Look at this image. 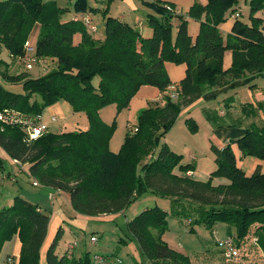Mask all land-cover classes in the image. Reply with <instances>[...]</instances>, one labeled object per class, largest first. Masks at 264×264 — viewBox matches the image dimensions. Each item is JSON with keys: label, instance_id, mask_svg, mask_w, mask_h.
Wrapping results in <instances>:
<instances>
[{"label": "trees", "instance_id": "trees-1", "mask_svg": "<svg viewBox=\"0 0 264 264\" xmlns=\"http://www.w3.org/2000/svg\"><path fill=\"white\" fill-rule=\"evenodd\" d=\"M244 2L249 7L246 22L237 12L239 0L194 2L186 16H175L173 4L151 3L157 16L148 15L152 36L147 39L104 10V39L100 41L81 23L62 21L70 9L53 1L0 0V48L10 58L21 57L28 35L38 25L35 56L57 62L56 69L47 75L31 78L26 73H9L8 64L0 59V79L22 87V93L17 94L0 84V113L12 110L37 118L46 107L64 101L74 113H84L88 121L86 130L46 132L28 141L18 125L0 120V148L19 165L26 164L30 178L39 187L67 194L75 215L123 213L140 197L151 195L169 201L171 215L192 217V224L232 227L238 245L256 237L264 253V172L256 168L247 176L237 166L230 145L223 149L212 146L216 169L209 175L211 179H226L228 184L194 180L187 174L194 167L183 165L182 157L166 144L155 155L183 107L200 99L207 90L227 86L246 75L264 74L263 20L255 16L264 9V0ZM72 10L86 11L85 1L76 0ZM187 18L199 22L194 37L187 33ZM174 19L178 25L173 41ZM229 19H233L231 32L223 36L219 25ZM75 34L81 36L77 45H73ZM227 51L232 62L224 69L222 61ZM167 61L186 65L176 99L167 93L171 86L165 70ZM95 77L99 79L97 86L92 83ZM143 86L157 88L163 95L161 102H153L139 113L120 151L112 153V127L101 121L99 111L111 104L118 109L129 107ZM186 125L192 132L198 129L191 118L186 119ZM235 143L242 157L264 161V128L246 130ZM168 216L169 210L157 204L147 207L127 221L128 234L151 264H189L187 256L163 240ZM49 220L48 212L18 194L10 205L0 208V253L5 243L16 238L20 243L18 257L7 256L6 262L11 259L15 264H40ZM61 231L57 230L45 253L46 264H97L87 252L79 258L68 255L67 249L58 254ZM100 257L105 260L102 264H110L108 254Z\"/></svg>", "mask_w": 264, "mask_h": 264}, {"label": "rangeland", "instance_id": "rangeland-1", "mask_svg": "<svg viewBox=\"0 0 264 264\" xmlns=\"http://www.w3.org/2000/svg\"><path fill=\"white\" fill-rule=\"evenodd\" d=\"M53 1L57 5H71L70 11L74 13L72 10V6L75 0H42ZM71 1V4H69ZM86 11L81 14L87 15L91 18L89 14H93L94 11L90 10L89 7L96 5L101 6L104 5V10H107L106 14L109 12L113 14H117L122 16L126 21L132 24L137 31L145 30L146 28H150L147 18L148 15H155V11L150 7V2L157 0H84ZM154 2V3H155ZM165 2L173 4L174 14L175 16H186V12L189 7L194 2H199V0H165ZM102 5V6H103ZM239 10L237 11L240 15V19L244 22L248 21L249 18V7L244 0H239ZM69 11V12H70ZM96 13V12H95ZM93 15L92 23L96 27V32H94V36L98 37L103 31V27L100 23L99 16L97 14ZM262 16L264 17V9L262 11ZM102 16V14L100 13ZM103 17V16H102ZM186 30L187 33L194 37L199 29V22L194 19L187 18ZM177 19L172 21L171 28V39L174 41L177 33ZM34 27L31 33L28 35L27 41L30 43V46L33 48L32 51L27 52L29 57L35 56L36 51V43L38 37L39 27ZM151 29V28H150ZM264 30V29H263ZM3 50V51H2ZM0 59L3 62L9 63L8 66L12 67L11 73H26L31 78H38L47 75L51 71L55 70L57 67V62H43L42 60L39 63L32 65L28 70L25 69L22 64L18 61V58L13 59L10 58L8 53L0 48ZM231 58L230 56H223V65H227V61ZM6 63V64H7ZM166 74L172 83L179 84L182 79L185 77L186 65L183 63L177 64L170 61L165 63ZM99 79L97 77L93 80V85L97 86ZM0 84L7 85V83L3 82L0 79ZM146 88L153 89H144L141 91V94H136L132 100L130 101L129 107L118 109L116 105H108L103 107L99 111V118L106 125L112 127V134L109 140V150L112 153H118L121 149L122 144L124 143V139L126 134L133 129L136 124L139 113L149 107V103L151 99L155 97L153 95L154 87L152 86H143ZM140 90V89H139ZM138 90V92H139ZM157 90V88H155ZM137 92V93H138ZM61 106V113H57L58 122L54 123L56 127L62 126V123H69L70 125H74V127L81 129L79 126L88 123L86 115L84 113H74L70 105L64 101H60L58 103ZM201 101L196 100L191 105L187 107H183L177 117L172 129L168 134L162 138L159 142V145L155 149V155L160 149L161 145L169 144L172 149H175L176 152L181 153L183 165L190 164L194 166L193 168V179L200 182L211 181L212 185L219 184H228L226 179L220 178H210L209 173L213 171L216 167L214 160L210 155V139H214L212 136V125L210 124L207 117V113H209L210 118L213 120L215 125L224 124L226 122H233L235 124H241L243 119L238 114H233L232 119L229 118H217L216 114V106L218 103H214L213 106L209 107V110H202L200 105ZM223 109L225 105L221 103L220 105ZM47 108V107H46ZM229 109V108H228ZM43 112H45L43 110ZM237 112L241 113L240 110ZM242 114V113H241ZM188 115H193L199 121V128L192 132L189 127L186 125V117ZM216 118V120H215ZM239 122H236V119ZM189 119V118H188ZM254 120V118H253ZM246 122V121H244ZM241 126H244L243 124ZM52 131H56L55 128H52ZM217 137H215V140ZM4 155L6 153L2 151ZM183 153V154H182ZM7 156V155H6ZM192 156V157H191ZM257 160L254 157H243L241 159L237 158V162L239 165L246 164L249 166L248 170L246 167L244 171L248 176H250L255 168V164L253 160ZM258 162V160H257ZM261 162V161H259ZM2 167L0 165V204L7 200V192L12 190H18L15 183L11 182V178L17 179L19 185H24L23 177L14 172L13 175L8 176L11 172V161L10 159H2ZM0 163V164H1ZM2 169V170H1ZM264 169V166H263ZM31 186V184L29 183ZM35 190V189H34ZM64 195V193L62 194ZM148 198V199H147ZM153 201L160 206L161 208L169 210V216L167 217L168 228L163 236V240L166 241L168 246L176 252L181 253L184 256H187L189 259V264H225L223 262V258L221 256V252L217 248L216 241L225 239L228 234L225 229L220 230L218 227L217 230L212 228H206L204 225H199L196 223L192 224V217H175L170 213V202L166 199L157 198L154 196L144 195L131 203L127 209L124 210L123 213L114 214L113 216H97V217H86L83 215H75L73 212L69 201L65 199V197L61 196L56 199L53 203V213H59L63 217L62 231L57 240L56 244V252L58 254H62L65 249H67L68 245L74 241H76V246L73 250L74 257L79 258L84 253H89L90 257L94 255L104 256L108 254L111 258L110 264H118V261H121V264H140L139 257L137 252L135 253L134 247L129 246L128 243H120L119 240L121 237H124V233L126 231V223L130 220L134 213V209L143 205H150ZM154 203V202H153ZM51 215V212H48ZM55 215V214H54ZM222 225L223 224H219ZM53 226V224H52ZM228 227V226H227ZM230 228V226L228 227ZM193 230V232H192ZM56 232V231H55ZM56 234V233H55ZM95 237L98 242L96 244H91L90 238ZM55 237V236H54ZM248 240V239H247ZM251 245L250 241L247 243ZM254 244V243H253ZM247 245V246H248ZM6 251L5 253H8ZM4 254H0V264L3 262ZM240 253V252H239ZM241 255V254H240ZM242 263L245 264L246 261L256 260L254 256L249 252L247 258L242 257ZM260 263L262 262V257H258ZM141 260V259H140ZM151 264L149 261L147 264ZM102 264V263H101Z\"/></svg>", "mask_w": 264, "mask_h": 264}, {"label": "crops", "instance_id": "crops-1", "mask_svg": "<svg viewBox=\"0 0 264 264\" xmlns=\"http://www.w3.org/2000/svg\"><path fill=\"white\" fill-rule=\"evenodd\" d=\"M157 1L165 2V0H157ZM154 2L155 1H152L150 3H154ZM199 3L205 4V0H199ZM69 4H71V1ZM71 5H69V6L68 5H58V6L61 8H71ZM102 5L98 6V7L96 5L89 7L90 9L95 10L94 13L96 12L95 14H97L100 17L99 20H100V23L103 27V31H101V34H99L98 37H95L93 33H90V32H88V33L91 34V36L95 40H100V41H102L104 39V19L102 17L103 15L102 16L100 15V13L102 14V12L104 11V5L103 6ZM262 11H259L258 13H256L255 16H257L258 18H261L263 20V29H264V17L261 14ZM94 13L89 14L91 16V21L93 19ZM81 15H84V14L72 13L70 11L62 17V21L73 20L74 17L81 16ZM108 16L117 18V19L124 21V22L128 23L129 25L133 26L132 24H130L128 21H126L120 15L113 14V13L109 12ZM232 23H233V19H229L225 23H222L221 25H219L220 33L223 36H226L231 32ZM35 27H37V26H35ZM263 29H262V31H263V35H264ZM138 32L140 33L141 37L146 38V39L150 38L152 36V30L150 28H146L145 30H138ZM80 39H81L80 34H75L73 36V45H77L80 42ZM224 55H225V57L230 56V58H231V61H230V59L227 61V65H223V68L227 69L231 65L232 55H231V52H229V51L225 52ZM46 62H52V60H47ZM7 64H9V63H7ZM10 70H12L11 65L9 67V73H11ZM14 74H20V73L16 72ZM1 85L10 92L17 93V94L22 93L21 85H10V84H7L8 86L3 85V84H1ZM170 87L177 88V87H179V84L171 82ZM144 89H153V88L141 87L137 94L140 95L141 91ZM153 95L155 97H153L151 99V102L149 104H151L153 102L160 103L162 96H163L162 93H160L158 90H155V88H154ZM198 100L202 102V104L200 105V108L203 111L209 110V107L213 106L214 103H218V105L216 106L217 118L224 117V118L232 119L233 114L236 113L239 115V116H237V118L240 117L241 119H243V122H241V124L240 123L235 124L233 122H226L224 124L215 125L216 123L214 124L213 120L210 118L209 113L206 112L207 113L206 119L208 118L210 124L212 125V134H213L212 136H214L213 140L210 139V144H209L210 145V147H209L210 152L209 153L212 157V160H214V163H215L216 157H215V154L213 153V151L211 149L212 146L216 147L217 149H223L225 146L230 145L231 150L235 156L237 166L240 167L243 171H244L245 167H246V170H248V168L251 164L249 166H247L246 164L239 165L237 162V158L241 159L243 157L241 156V152L238 149L235 141L237 139L241 138L245 134L246 130H249L252 128H264V74L262 76L246 75L244 78L233 81L232 83H230L227 86L207 90L202 95V97ZM59 102H57L51 106H48L47 108L44 109L45 112H42V115L40 116L42 123H44L47 126L48 132H52V133H62L65 131H76L77 130L76 128H78V127L77 126L74 127L73 124L70 125L69 123H64V125H63V123H62V126H59V128L54 125V123L58 122L57 113L58 114L61 113L60 110H62L61 106L58 104ZM221 103L225 105L224 109L220 106ZM237 110H240L242 114L237 112ZM52 117L56 118L55 122L51 121ZM188 118L193 119L195 121V123L197 124V126H199V121L193 115H188L186 117V119H188ZM253 118H254V120H253ZM215 120H216V118H215ZM244 121H246V122H244ZM236 122H239V120L236 119ZM242 124L244 126H241ZM79 127L81 129H78V130H86L88 128V123H86L84 125H80ZM52 128H55L56 131L53 132ZM215 137H217L216 138L217 140H215ZM167 146L174 153H176L182 157L181 153L179 154V152H176V150L172 149L169 144ZM2 151L3 150L0 148V163L2 162V159H4V158L10 159L9 156H6L7 154L4 155ZM257 160L256 159L253 160V163L255 164L254 171L256 168H258L260 172H264V169H263L264 161L259 162L260 160H258V162H257ZM10 161H11V165H12L11 167L12 168H11V172L9 173L8 176H11V174L13 175L14 172L19 173L24 179V185L23 186L19 185V183L17 182V179L11 178V182L15 183L18 190L17 191L12 190L10 192H7L8 193L6 195L7 200L5 201V203L2 202L0 204V208L4 207L6 205H10L14 195L18 194L19 196L26 199L27 201H29L33 204H37L38 206L41 207L42 210H44L46 212H51V215H49L50 220H49L47 235H46L45 241L43 243V246L41 247V252H40V264H46L45 253H46L50 243L52 242L57 230L58 229L62 230L61 222L64 221L63 217L59 213L58 214L53 213V203L56 201V199L58 197H61V196L65 197V199L67 201H69V196L67 194L62 195L63 193L55 192L54 190H52L50 188L34 187L32 185V183L35 180L30 178V176L28 174V166L26 164H20L19 165L18 163H16L15 161H13L11 159H10ZM0 165H1V168H3L2 163ZM215 165H216V163H215ZM215 169H216V167L214 168V170ZM210 172H212V171H210ZM244 173L246 174L245 171H244ZM187 174L190 175L191 177L194 176L193 171H191ZM29 183L31 184V186L29 185ZM148 196L151 197V195H148ZM153 202H152V204H156L155 203L156 201H153ZM147 207H150V205H147V204L143 205V206L137 205V207L133 211V213H134L133 217L135 215H137L141 210H143ZM109 216H113V215H109ZM52 224H53V226H52ZM219 224H222V223L215 224V227H213V228L215 230H217L218 227H220V230L225 229V231H227L228 236L234 235V229L232 227L228 228L229 226L226 224H223V226L219 225ZM126 225H127V223H126ZM125 239L127 240V243L130 241V243L128 245L130 246L132 244L133 246L132 245L131 246L134 247L133 249H134L135 253L137 252L138 253L137 255L138 256L140 255L139 258L141 260L139 259V263L140 264H147L148 260H146L142 256V254L139 251L137 244L135 243V241L133 239H131L130 235L128 234L127 226H126V231L124 233V237H121L119 242L125 243V242H123ZM248 241H250L251 245L247 244ZM97 242H98V240H97ZM96 243H94V244H96ZM237 249L240 252V254L242 255V257H244V258H247V255L249 252L252 254V256H254V258H256V260L252 259L251 261H246L245 264H264V253H263L262 249L259 247V245H257L256 237H254V236L250 237L244 243H240L239 245L237 244ZM6 251H9V252L5 253ZM19 252H20V243H19L17 238L13 239L10 242L5 243L2 250H1V253H0V254L5 253V255H4L5 257H3V260H2L3 262H1V263L6 264V257L7 256L11 255V256H14L15 258L18 257ZM73 256H74V253H73ZM221 256H222V254H221ZM260 256L263 259L261 263H260V260L257 259ZM97 264H101V263H97ZM107 264H109V263H107Z\"/></svg>", "mask_w": 264, "mask_h": 264}, {"label": "built area", "instance_id": "built-area-1", "mask_svg": "<svg viewBox=\"0 0 264 264\" xmlns=\"http://www.w3.org/2000/svg\"><path fill=\"white\" fill-rule=\"evenodd\" d=\"M76 22L81 23L84 28L87 30V32L94 33L96 32V27L93 25L91 18L86 15L76 16L73 19ZM24 54L21 57H18V61L22 64V66L25 69H29L32 65L39 63L40 60L43 62H46L47 59H39L38 57H29L27 55V52L32 51L33 48L30 46V43L26 41L23 46ZM172 98H177L176 88L169 87L167 92ZM0 120L3 123L11 124V125H18L26 134L27 140L32 141L36 138H38L40 135L48 132L47 126L42 123L40 117L37 118H30L26 117L24 115L19 114L15 111H6L5 113H0ZM52 122L56 121L55 117L51 118ZM17 163V162H16ZM19 164V163H18ZM34 187H39V184L37 181H34L32 183ZM91 244H94L97 242V239L95 237L90 238ZM217 248L222 254L223 262L225 264H241L242 259L241 255L237 249V243L234 237L228 236L225 239L217 240L216 241ZM76 246V241L70 243L67 247V253L68 255L73 254V250ZM93 261L95 263H101L105 260L97 255L93 256ZM107 263V262H105ZM118 264L121 262L118 261ZM6 264H15L14 260L9 259Z\"/></svg>", "mask_w": 264, "mask_h": 264}]
</instances>
